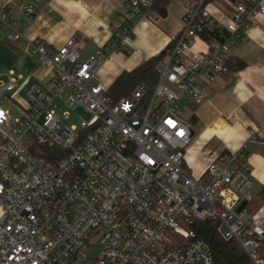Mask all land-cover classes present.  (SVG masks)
Returning a JSON list of instances; mask_svg holds the SVG:
<instances>
[{"label": "built area", "instance_id": "built-area-1", "mask_svg": "<svg viewBox=\"0 0 264 264\" xmlns=\"http://www.w3.org/2000/svg\"><path fill=\"white\" fill-rule=\"evenodd\" d=\"M156 1L125 0L123 23L86 58L80 35L56 49L28 40L51 77L0 79V264H215L191 228L207 218L218 219L220 235L236 240L251 264H264V215L246 207L250 164L236 151L194 177L185 164L192 124L183 114L204 101L202 81L227 70L231 48L264 22V0H165L179 2L182 24L156 64L155 86L112 100L98 68L124 45L134 18L158 16ZM4 3L0 25L15 41L23 31ZM40 3H24V24ZM196 39L203 48L193 49ZM70 112L78 124L62 121ZM92 247L97 255L88 254Z\"/></svg>", "mask_w": 264, "mask_h": 264}, {"label": "crops", "instance_id": "crops-1", "mask_svg": "<svg viewBox=\"0 0 264 264\" xmlns=\"http://www.w3.org/2000/svg\"><path fill=\"white\" fill-rule=\"evenodd\" d=\"M30 0H5L4 11L22 29L17 41L28 54V40L40 39L56 49L69 37L80 35L83 45L80 57L101 50L112 32L123 23L125 0H41L32 21L23 23V5ZM165 16H137L124 45L103 58L96 79L107 86L122 71H131L149 57L162 51L174 38L182 21L179 2L166 5ZM156 13V12H155ZM18 46V47H19ZM193 49L203 48L199 39ZM228 58L242 60L243 67L220 72L212 81H202L206 97L192 108V141L185 152V164L191 173L201 176L207 164L218 156L241 151L250 164L253 176L252 198L264 194V22L248 29L245 38L229 51ZM51 69L33 64L24 79L18 80L12 70L7 78L22 82L29 76L48 80ZM249 213L264 215V197L258 209Z\"/></svg>", "mask_w": 264, "mask_h": 264}, {"label": "trees", "instance_id": "trees-1", "mask_svg": "<svg viewBox=\"0 0 264 264\" xmlns=\"http://www.w3.org/2000/svg\"><path fill=\"white\" fill-rule=\"evenodd\" d=\"M165 0H157L152 9L157 15H166ZM170 42L167 44V46ZM166 46V47H167ZM165 47V48H166ZM165 48L159 53L149 57L147 60L140 63L131 71H122L109 85L107 95L112 100H117L120 97L128 96L131 91L139 84L147 86L150 92L155 86L158 73L156 64L164 56ZM227 65L233 69L243 67L245 62L237 60L236 58L227 60ZM146 93L144 100L149 99L150 93ZM191 108H195V105L190 104ZM249 209L254 210L252 206ZM218 219L207 218L204 220H198L191 224V228L194 229L196 236L206 240L210 246L211 254L215 264H251L249 256L243 251L240 245L234 239L225 240L217 230ZM260 256L264 259V247L260 248Z\"/></svg>", "mask_w": 264, "mask_h": 264}, {"label": "rangeland", "instance_id": "rangeland-1", "mask_svg": "<svg viewBox=\"0 0 264 264\" xmlns=\"http://www.w3.org/2000/svg\"><path fill=\"white\" fill-rule=\"evenodd\" d=\"M7 28L0 25V78H7L8 72L13 71L14 76L18 80L24 79L27 72L31 69L32 65L38 64L42 66L41 62L37 57L32 54H28L24 49L20 48L17 40L10 41L6 37ZM19 46V47H18ZM61 112V111H60ZM192 108L189 106L188 109H183V114L190 118L192 115ZM62 121L71 124H78V118L74 112H70L68 118H63L61 115ZM190 172V171H189ZM191 173V172H190ZM194 177H198L196 174L191 173ZM264 194L262 191H259V197L252 198V208L258 209L263 202ZM88 254L94 256L98 254V250L95 247L88 249Z\"/></svg>", "mask_w": 264, "mask_h": 264}]
</instances>
